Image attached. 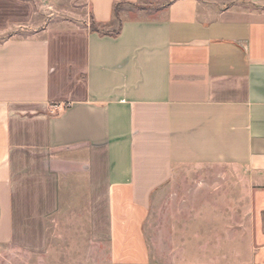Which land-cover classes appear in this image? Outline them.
I'll use <instances>...</instances> for the list:
<instances>
[{
    "label": "crops",
    "instance_id": "0c3cea01",
    "mask_svg": "<svg viewBox=\"0 0 264 264\" xmlns=\"http://www.w3.org/2000/svg\"><path fill=\"white\" fill-rule=\"evenodd\" d=\"M146 1L0 0V244L42 250L64 192L116 264L153 208L168 264H263L264 9Z\"/></svg>",
    "mask_w": 264,
    "mask_h": 264
},
{
    "label": "rangeland",
    "instance_id": "374dc122",
    "mask_svg": "<svg viewBox=\"0 0 264 264\" xmlns=\"http://www.w3.org/2000/svg\"><path fill=\"white\" fill-rule=\"evenodd\" d=\"M54 3L53 11L61 12V8L66 0H52ZM69 1V0H67ZM205 3L206 0H200ZM216 2L220 7L236 5L247 10L264 9V6H258L250 0H208ZM72 2V0H71ZM165 2L156 0H147L146 9L153 14ZM56 7V8H55ZM137 9V8H135ZM134 8H129L128 16L134 17L137 12ZM57 12V13H58ZM60 15V14H59ZM61 16V15H60ZM62 20V18H56ZM117 24L104 30H115ZM21 33V32H20ZM29 31L23 30V34ZM6 37V34H0V39ZM60 208L56 214L48 220L44 229L46 233V244L42 250L31 252L25 247L10 241L0 244V264H116L110 260L109 243L107 240L96 241L91 237L92 227L86 219L85 210L78 208L83 202L69 200L68 193H62ZM166 232L164 217L160 215L157 208L150 210V214L144 223V232L148 239V245L152 253V259L149 264H168L167 256L160 257L159 246L163 245L162 253L165 255V248L168 241L160 242V232ZM101 232L106 233V225L103 224ZM105 236V235H104ZM167 249V248H166Z\"/></svg>",
    "mask_w": 264,
    "mask_h": 264
},
{
    "label": "trees",
    "instance_id": "16d2710c",
    "mask_svg": "<svg viewBox=\"0 0 264 264\" xmlns=\"http://www.w3.org/2000/svg\"><path fill=\"white\" fill-rule=\"evenodd\" d=\"M121 5H122L121 3H118L113 8L114 18L118 22L117 28L115 30H104L103 28H100L93 20L90 23V29L94 30V31H98V32L103 33V34L117 35L119 33V30H120V27H121V23H122V21H121V19L119 17V10H120ZM131 5L133 7H135V8H137V9H146V7L140 6V5H137V4H131Z\"/></svg>",
    "mask_w": 264,
    "mask_h": 264
},
{
    "label": "water",
    "instance_id": "95a60500",
    "mask_svg": "<svg viewBox=\"0 0 264 264\" xmlns=\"http://www.w3.org/2000/svg\"><path fill=\"white\" fill-rule=\"evenodd\" d=\"M264 264V263H263Z\"/></svg>",
    "mask_w": 264,
    "mask_h": 264
}]
</instances>
